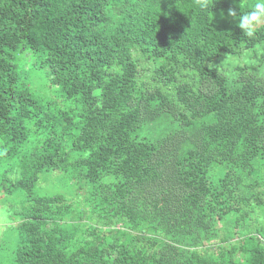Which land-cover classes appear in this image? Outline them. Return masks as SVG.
I'll return each instance as SVG.
<instances>
[{
  "label": "trees",
  "instance_id": "trees-1",
  "mask_svg": "<svg viewBox=\"0 0 264 264\" xmlns=\"http://www.w3.org/2000/svg\"><path fill=\"white\" fill-rule=\"evenodd\" d=\"M255 2L0 0L6 264H264V77L215 65L262 52L238 27ZM165 114L186 133L139 141ZM82 174L110 192L93 212L61 192ZM146 196L168 208L138 219ZM228 213L240 244L214 251Z\"/></svg>",
  "mask_w": 264,
  "mask_h": 264
},
{
  "label": "rangeland",
  "instance_id": "rangeland-1",
  "mask_svg": "<svg viewBox=\"0 0 264 264\" xmlns=\"http://www.w3.org/2000/svg\"><path fill=\"white\" fill-rule=\"evenodd\" d=\"M222 24H224L225 20L220 21ZM219 22V23H220ZM262 49V52L256 51L254 50H249L246 53H244L241 56H237L235 54L233 55H227L224 58H222L219 62H217L215 65L217 67H219L220 71L224 74V76H226L228 79H232L234 77L237 78V75L240 72V68H244L247 70V72H251L254 73L256 72L259 76L264 77V72L262 71V69L259 68L260 63L259 60L261 58H263L264 55V45L260 46ZM253 66V67H251ZM255 66V67H254ZM256 68V69H255ZM253 69L255 71H253ZM234 74H237L236 76H234ZM35 82V80H34ZM34 90H43L42 85H39L38 83L36 84V82L34 83ZM232 87V86H231ZM40 88V89H39ZM181 126L179 125V123L177 122V120H175V114L171 115V114H165L162 115L158 120L153 119L151 122H149L148 124L144 125V129L143 132L140 134V136L138 137L139 141H148V142H155L157 140H159V138H161V136H165L166 134L169 133H181V134H185L186 132H184L183 130H181ZM104 175L105 172L102 173V176L100 178V182H98L99 185H101V183H103L104 181ZM86 179H89V176L87 175H81V177L79 179H77L76 181H79V186L77 184L75 189H61V192H65V195L67 198H71L72 197V201L74 202H78L81 201L80 205L81 208L83 209H87L90 212H93V210L95 208H97V206H99L98 204V195L100 196H104L106 197L107 194H110L109 190L107 189H100L102 190L101 193L98 192H93L95 191V187L98 185L94 184V185H89L91 182H88ZM107 181H109L108 184H115V181L112 179V177L110 179H108ZM53 184V183H52ZM54 185V184H53ZM55 186V185H54ZM60 190V187H59ZM9 198L16 200V202L18 201L17 197L14 195H10ZM6 197L3 193H0V204L5 203L6 202ZM145 202H148L146 205H139V207H137V216L138 219L143 220L144 217L148 216L149 211H157L160 212V210L165 206L161 203L160 199H152L149 197H145L143 199ZM142 204V203H141ZM171 208V206H169ZM164 208H168L167 206H165ZM230 213V212H229ZM225 215L223 216L225 213L220 214V215H216L211 219V230L209 231V234L214 235V236H218L217 238L222 239L221 243L216 244L213 247L214 251H217L220 247L222 246H228L230 243H234V244H240V242L238 241L237 238L235 239H228V241L225 239L226 235L224 234V229L225 227L228 226L229 224V218L230 215ZM222 215V216H221ZM89 228L91 227V225L88 226ZM232 227V225H231ZM121 229L124 230L123 227H119ZM117 228V229H119ZM4 229H2V231L0 230V264H6L7 262V257L4 256V252L2 250L5 251L6 248V236L3 237L4 233ZM205 238V232H203V236L200 238L201 240L198 241V245H207V241L204 239ZM230 241V242H229ZM5 242V243H4ZM188 248V246L185 244L184 245V249L186 250Z\"/></svg>",
  "mask_w": 264,
  "mask_h": 264
},
{
  "label": "clouds",
  "instance_id": "clouds-1",
  "mask_svg": "<svg viewBox=\"0 0 264 264\" xmlns=\"http://www.w3.org/2000/svg\"><path fill=\"white\" fill-rule=\"evenodd\" d=\"M213 0H196V5L200 10H207L212 7ZM251 10L244 12L239 16L238 27L249 38L254 37L261 25H264V0H256L250 6ZM228 16L236 17L234 9L228 10Z\"/></svg>",
  "mask_w": 264,
  "mask_h": 264
}]
</instances>
